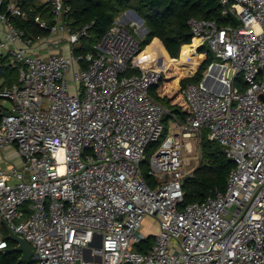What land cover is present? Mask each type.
<instances>
[{
  "label": "built area",
  "instance_id": "1",
  "mask_svg": "<svg viewBox=\"0 0 264 264\" xmlns=\"http://www.w3.org/2000/svg\"><path fill=\"white\" fill-rule=\"evenodd\" d=\"M66 1L38 0L51 18L35 14L33 22L49 35L33 38L13 23L32 10L0 0V60L18 74L0 89L11 103L0 120V158L12 148L22 161L0 167V219L32 248L20 264H264V0H219L238 25L188 20L195 43L217 61L181 91L191 114L171 117L172 132L150 157L155 189L141 164L169 115L149 94L166 68L138 63L137 25L122 16L76 57L93 24L71 31ZM53 36L64 37L66 54L33 52ZM203 131L234 168L224 193L180 208L194 171L188 140L200 142ZM147 218L156 233L140 253L133 246L146 239ZM7 248L0 222V250Z\"/></svg>",
  "mask_w": 264,
  "mask_h": 264
},
{
  "label": "trees",
  "instance_id": "2",
  "mask_svg": "<svg viewBox=\"0 0 264 264\" xmlns=\"http://www.w3.org/2000/svg\"><path fill=\"white\" fill-rule=\"evenodd\" d=\"M21 2L24 10L31 9L32 12L27 20L14 19L15 27L24 30L29 37L48 36L47 31L39 29L33 22L35 14L50 20L48 9L44 5H40L38 0H21ZM218 2L219 0H67L66 4L70 8V19L67 24L71 31H77L85 25L93 24L88 29L87 36L83 37L76 47L74 55L78 57L93 51V46L109 31L116 17L126 10H134L143 19V23L149 31L141 40V51L151 43L158 41L169 57V59L166 57L157 42L142 52L141 56L137 58L138 63L153 61L156 68L162 62L166 67H169L170 63L175 65L165 69V76L149 90V94L153 100L169 110V115L165 119L171 120V117L174 116L179 121H185L191 112L181 91L187 83H199L215 59L205 43H195L187 22L190 18H196L212 20L221 26L234 25L229 14L222 13L223 8ZM184 46L193 47L196 59L192 62L184 61L187 57V48L183 49ZM182 49L183 53L181 54ZM215 69L217 66L211 68L210 74ZM131 74V71H126L123 75ZM17 79V72L4 66V60H0V81H2L0 89L10 87L17 82ZM236 82L239 90L245 88L241 78ZM5 111L7 110L0 104V120L1 114ZM164 132L165 128L161 139L148 146L147 150L151 154L159 148L162 139L166 136H164ZM199 147L200 160L192 175L182 183L183 204L180 208L191 203L201 202L216 191L224 193L228 175L234 168V163L226 158L222 146L208 139L206 131L201 134ZM141 173L149 188L155 189L157 180L150 173L147 161L141 167ZM3 233L6 237L4 228ZM153 242L154 235H147L146 239L135 244L133 249L145 253L150 250ZM7 244L9 248L15 246L9 239H7ZM19 256L20 254L16 252L0 253V264H16Z\"/></svg>",
  "mask_w": 264,
  "mask_h": 264
},
{
  "label": "rangeland",
  "instance_id": "3",
  "mask_svg": "<svg viewBox=\"0 0 264 264\" xmlns=\"http://www.w3.org/2000/svg\"><path fill=\"white\" fill-rule=\"evenodd\" d=\"M131 10V9H129ZM127 11V10H126ZM124 12L122 14H120L118 16V18H121V22L123 24H129V23H133L134 25L136 24L137 26H135V28H138L137 30V33H141L142 31H144L143 29V24H140L139 22L135 21L133 19V16L130 14V13H127V12ZM124 16V17H123ZM126 19V20H125ZM146 27V26H145ZM141 35V34H140ZM145 36V35H144ZM144 36H139L137 35L136 37L141 41L143 40ZM50 48H52V53L53 54H56L57 53V49H59L61 51V46L58 45L57 47L50 42V45H49ZM192 48L191 46H188L187 48V57L184 59L185 62H192L193 60H195L196 58L193 56V52H192ZM185 51V50H184ZM67 51L65 50H62V53L60 54H66ZM183 53V50L181 52V54ZM142 52L140 53L139 57L141 56ZM138 57V58H139ZM180 59H181V55H180ZM214 61L216 62L217 60L214 59ZM184 62V63H185ZM163 63V62H162ZM170 67H174L175 65L173 63H170L169 64ZM15 70V69H14ZM16 71V70H15ZM17 72V71H16ZM240 79V77L238 78V80ZM2 83V81H0V84ZM0 104H2L4 106V108L6 110H9L10 107H11V103L7 100H3V99H0ZM167 117V115L164 116V121H163V124H164V128H165V132H164V136L165 135H168L169 133L172 132V129L170 128L171 126V120L170 119H165ZM199 137L197 136H192L188 141L191 143V146H192V152L187 154L186 155V158H187V161L189 162V165H188V168H187V172H191L194 170V168L197 166L199 160H200V147H199V140H198ZM152 156V154L149 152V150H147L145 152V160L142 162L141 164V167L144 165V162L147 161L149 163V160H150V157ZM146 166V165H145ZM144 166V168H145ZM149 168H150V163H149ZM155 177V176H154ZM141 231L145 234V235H155L156 233V225H152V222H151V219L147 218L145 219L144 221V224L142 226V229Z\"/></svg>",
  "mask_w": 264,
  "mask_h": 264
},
{
  "label": "water",
  "instance_id": "4",
  "mask_svg": "<svg viewBox=\"0 0 264 264\" xmlns=\"http://www.w3.org/2000/svg\"><path fill=\"white\" fill-rule=\"evenodd\" d=\"M127 13H130L133 16V19L140 24H143V19L134 11V10H127ZM230 18L232 19L233 23L235 25L239 24V21L231 14L229 13ZM124 17V16H123ZM144 32L142 33V36L146 35L149 31L147 27L143 26ZM231 75V71H229L228 76ZM7 113L3 112L1 116H6ZM1 224L4 226L6 230V238L11 240L15 246L10 247L7 249L0 250V253H6V252H16L19 253L20 256L16 262V264H20L23 262H28L33 251L31 246L20 236L16 235L8 226V224L5 222L4 219H0Z\"/></svg>",
  "mask_w": 264,
  "mask_h": 264
},
{
  "label": "crops",
  "instance_id": "5",
  "mask_svg": "<svg viewBox=\"0 0 264 264\" xmlns=\"http://www.w3.org/2000/svg\"><path fill=\"white\" fill-rule=\"evenodd\" d=\"M126 20V19H125ZM144 31H142L139 36H142V33ZM50 42L53 43L56 47L58 45L61 46V51L59 49H57V53L56 54H59V53H62V50H65L67 51V48H68V44L66 43V41L64 40V37H58V36H53L50 38ZM158 41H155L153 43H151L149 46H147L143 51H145L147 48H150L153 44L157 43ZM45 44V43H44ZM158 44H160L163 52L165 53L166 57L169 59V57L167 56V53L166 51L164 50L163 46L161 45V43L158 42ZM48 46V45H47ZM46 44H45V47H47ZM188 46H184L183 49L187 48ZM182 49V50H183ZM192 49V48H191ZM142 51V52H143ZM33 52L35 53H39L41 52V54H44V53H48V52H51L52 53V48L50 47H47V50H44V46H41V44L35 46L33 48ZM145 66H155V64L153 63V61H148V62H144L143 63ZM162 65L164 66V64L162 63ZM164 68H171L170 66L169 67H166L164 66ZM3 157V158H2ZM2 159H4L6 161V163H4L2 161ZM21 165L22 164V161L16 156L15 154V151L10 148L6 151V153L4 154V156H1L0 158V167H5V168H8L10 167L11 165ZM4 228V226H3ZM5 229V228H4ZM6 231V230H5ZM7 235V234H6Z\"/></svg>",
  "mask_w": 264,
  "mask_h": 264
}]
</instances>
